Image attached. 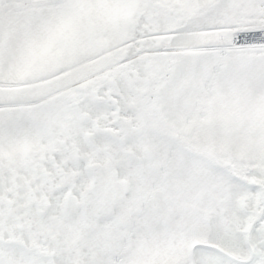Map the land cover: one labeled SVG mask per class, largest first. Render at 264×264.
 I'll return each instance as SVG.
<instances>
[{
  "label": "snow or ice",
  "instance_id": "1",
  "mask_svg": "<svg viewBox=\"0 0 264 264\" xmlns=\"http://www.w3.org/2000/svg\"><path fill=\"white\" fill-rule=\"evenodd\" d=\"M0 264H264V0H0Z\"/></svg>",
  "mask_w": 264,
  "mask_h": 264
}]
</instances>
